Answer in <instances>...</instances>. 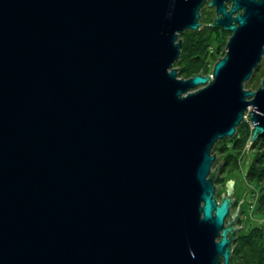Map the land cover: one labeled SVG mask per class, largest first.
Listing matches in <instances>:
<instances>
[{"label": "water", "instance_id": "obj_1", "mask_svg": "<svg viewBox=\"0 0 264 264\" xmlns=\"http://www.w3.org/2000/svg\"><path fill=\"white\" fill-rule=\"evenodd\" d=\"M206 3L226 53L181 78ZM263 55L264 0H0V264H230L212 151L264 135Z\"/></svg>", "mask_w": 264, "mask_h": 264}, {"label": "trees", "instance_id": "obj_2", "mask_svg": "<svg viewBox=\"0 0 264 264\" xmlns=\"http://www.w3.org/2000/svg\"><path fill=\"white\" fill-rule=\"evenodd\" d=\"M214 17L213 7L206 3L201 10L200 18L204 27L198 30H186L180 35V39H182L181 54L174 63L179 77L190 78L197 74H210L213 72L216 62L225 55V51L220 54L223 50L221 43L215 49L212 48L214 37L217 39L219 35L228 32L210 26ZM259 73L257 74L259 75ZM251 133L250 124L243 121L237 127L233 138L215 143L212 152L216 155V160L218 152L225 153L226 151L225 162L232 161L230 163H233L235 168H239L241 153L246 148ZM250 145L253 150V158L247 178L259 185L260 195L257 209L264 211V135ZM219 170L222 171L223 168ZM216 176L217 172L214 174L215 183ZM230 264H264V227L262 225H252L247 231L243 229L236 234L232 242Z\"/></svg>", "mask_w": 264, "mask_h": 264}, {"label": "rangeland", "instance_id": "obj_3", "mask_svg": "<svg viewBox=\"0 0 264 264\" xmlns=\"http://www.w3.org/2000/svg\"><path fill=\"white\" fill-rule=\"evenodd\" d=\"M213 9L215 13V8L213 7ZM229 37H230L229 31L219 35L217 39L216 37H214L212 48L215 49V47H217V45L221 43L223 45V48H222L223 50H222V53L220 52V54H223L224 51L226 52V45H227V41ZM257 73H259V75ZM262 77H264V55H263L262 61L258 69H256L252 77L248 81L245 82V89H252L256 91L258 87L260 86ZM181 78H184V77H181ZM250 109H253V106H251L246 111V118L244 120V121H247L249 124L251 123L250 115H249ZM226 139H231V138L226 137L224 139H221L220 142H223ZM250 146L251 145L248 140V144L240 156L239 168H235L234 164L230 163L232 161L225 162L226 155H227L226 151L225 153H222V152L217 153V160L214 162L212 166V171H214L216 167L220 165L217 170L216 183H215L217 184V187H219L217 190V199L219 201L222 199L223 193H225V195L228 193V188L226 184L231 179L235 180L234 191L236 192L232 196L235 197L236 201L232 207L231 213L232 215H234L237 212L239 203L243 200L238 210L239 213L236 217L237 219L234 221V224L237 228H240L243 226L241 231L243 229L247 231L248 228L252 225H262L264 227V211H259L257 209V205H258L257 203H258L259 195H260V187L257 184V182L249 181L247 178L249 166L253 158V150ZM228 147L230 148L231 146H228ZM221 168H223L222 171L219 170Z\"/></svg>", "mask_w": 264, "mask_h": 264}, {"label": "flooded vegetation", "instance_id": "obj_4", "mask_svg": "<svg viewBox=\"0 0 264 264\" xmlns=\"http://www.w3.org/2000/svg\"><path fill=\"white\" fill-rule=\"evenodd\" d=\"M215 15H216V11H215ZM214 19H215V17H214ZM222 30V29H221ZM231 34H232V32H230V36H231Z\"/></svg>", "mask_w": 264, "mask_h": 264}, {"label": "bare ground", "instance_id": "obj_5", "mask_svg": "<svg viewBox=\"0 0 264 264\" xmlns=\"http://www.w3.org/2000/svg\"><path fill=\"white\" fill-rule=\"evenodd\" d=\"M219 201V200H218Z\"/></svg>", "mask_w": 264, "mask_h": 264}]
</instances>
